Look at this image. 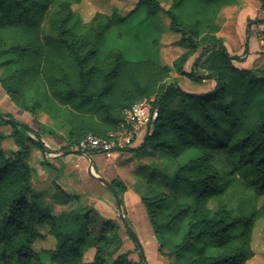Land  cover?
I'll list each match as a JSON object with an SVG mask.
<instances>
[{
	"label": "trees",
	"instance_id": "obj_1",
	"mask_svg": "<svg viewBox=\"0 0 264 264\" xmlns=\"http://www.w3.org/2000/svg\"><path fill=\"white\" fill-rule=\"evenodd\" d=\"M80 1L0 0L3 94L19 110H42L60 121L67 129L66 150L86 133L113 131L126 108L153 97L158 115L152 129L137 148L127 150L149 146L164 153L161 166L145 178L147 194H140L158 252L166 250L177 264H246L254 255L252 231L260 216L244 200L238 214L220 202L235 184L264 202V69L237 67L247 48L240 56L230 55L217 36L218 11L238 0H170L166 8L159 0H136L125 15L97 13L87 23L71 8ZM142 8L146 17L163 11L168 29L179 35L174 44L184 51L171 66L144 55L128 59L114 45L116 37L131 30L124 26L127 19ZM194 53L189 71H183ZM172 71L194 83L213 84L187 91L170 79ZM4 121L12 131L0 134V264H137L128 251H120L123 239L111 223L93 217L91 209L53 213L40 202L31 188L25 133L30 129ZM45 130L53 133L52 126ZM32 133L41 136L38 130ZM5 138L18 148L3 147ZM155 178L162 184L158 189L151 185ZM110 185L122 205L125 184L115 178ZM49 198L56 205L78 199L61 191ZM43 225L55 243L36 250L32 242ZM89 250L93 254L86 260Z\"/></svg>",
	"mask_w": 264,
	"mask_h": 264
},
{
	"label": "rangeland",
	"instance_id": "obj_2",
	"mask_svg": "<svg viewBox=\"0 0 264 264\" xmlns=\"http://www.w3.org/2000/svg\"><path fill=\"white\" fill-rule=\"evenodd\" d=\"M162 8H166L170 0H159ZM136 0H82L79 3L71 6L75 15L79 16L83 22H89L92 17L97 14H112L118 12L121 15L127 14L135 5ZM159 23L165 26L168 19L164 15L163 11L159 12ZM145 15V9L142 8L138 13L139 17ZM264 19V13L256 18L258 22ZM254 22V23H256ZM167 33V32H166ZM169 36L177 37L175 34L168 32ZM164 36L165 41L161 45V56L167 63L176 57L173 52V46L171 38ZM114 37L106 41V45L101 49L102 55L106 51L107 47L111 46V42ZM154 44H157L156 42ZM128 56V55H125ZM258 69H264L263 63H256L254 65ZM2 68H0V73ZM174 71L171 72L170 79H174L185 90H194L200 85H194L187 78L182 76H176ZM203 88L208 87L206 84L202 85ZM0 93L3 91L0 88ZM6 100L9 102L8 106ZM3 102L0 99V111L12 116L21 124H25L30 130H25L28 136L27 145L30 148L28 155V162L31 167V188L33 193H36L40 198V202L49 206L53 213H58L62 210L73 209L81 212L85 209H91V215L101 221H109L112 225L113 232L119 234L123 239V244L120 249L121 252H129V259L139 262V251L134 243L132 237H129L125 232L124 225L121 221L120 214H122L128 222L127 212L124 206L118 205L111 189H109L102 182L97 180L89 170L90 162L94 164V172L97 175H102L101 169L96 167L95 164L100 155L93 153L90 155V160L86 155L80 153L66 154L67 141L64 137L67 135V129H65L61 122L53 118L48 113L42 110H38L32 114L28 111L19 110L13 103L7 98ZM46 126H52L53 133H46ZM32 130H38L41 132L40 137H36ZM12 131V128L0 119V134L7 135ZM39 142L46 148L43 150ZM3 147H7V150L17 149L18 146L12 141L11 138H5L3 141ZM57 151V153H55ZM125 151V150H124ZM131 155L125 160L124 165H127L123 175L129 185L133 186L141 194L144 190L145 178L149 176L151 168L158 169L161 166L164 153L155 151L149 146H145L143 150H140V154L136 155V151H130ZM135 154V155H134ZM132 164H128V163ZM131 168V169H130ZM120 179L118 176L115 177ZM114 178V179H115ZM105 179V178H104ZM114 179H105L106 182L111 183ZM121 180V179H120ZM122 181V180H121ZM123 182V181H122ZM124 183V182H123ZM151 185L158 189L162 186L158 179H153ZM73 193L76 194L78 199L71 201L65 205H56L49 198L54 192ZM146 195L147 192H144ZM118 199L120 194H117ZM244 200L247 209H253L258 217L254 222L252 231L251 246L253 249V257L247 261L246 264H264V202L263 198L253 194L251 191L243 189L239 184H235L233 191L222 198L220 202L227 208H230L233 214H238L240 211V202ZM129 225V224H128ZM149 226L141 225L140 231V245L143 255L147 264H177L173 256H166L167 252H158V239L153 234L150 222ZM37 232L41 236L34 239L32 247L36 250L52 248L54 246V238L47 234V226L37 227ZM136 235L135 232H133ZM137 236V235H136ZM139 238V237H138ZM135 254L132 255L131 254ZM93 254V250H89L85 253L84 257L89 260ZM160 256H159V255Z\"/></svg>",
	"mask_w": 264,
	"mask_h": 264
},
{
	"label": "crops",
	"instance_id": "obj_3",
	"mask_svg": "<svg viewBox=\"0 0 264 264\" xmlns=\"http://www.w3.org/2000/svg\"><path fill=\"white\" fill-rule=\"evenodd\" d=\"M139 12L140 11L132 14L127 19L124 26H132V28L130 31L127 30L126 34H124L123 37H116L114 45L120 48L124 56L128 55L126 56L128 59H138V57L144 55L142 57L156 58L162 64L171 66L173 60L184 51V48L174 44V42L179 38V35L171 32L168 29V21L167 23H165V26H162L159 23V12L148 17H146L145 15L139 17ZM262 13H264V7H261V3L259 0H238L235 4L222 7L217 13L216 23L219 25L217 36L222 39L226 51L230 55L240 56L243 54L245 47L247 48V53L243 56L242 60L239 62H235V65L239 68H252L256 63H263L264 61V56L261 53L263 48H261L259 44L254 26V22H256L255 19L259 18ZM168 32L175 34L177 37H171L167 35ZM134 34H137L139 36L138 41L132 39V36H134ZM164 36H169L171 38L172 46L174 48L173 52L176 55L171 63H167L161 56V45L163 44V41H165L163 40ZM151 39L157 41V44L155 46L149 45L148 42ZM197 54L198 53H194L193 55L189 56V58L183 64V71H189L192 62ZM175 74L177 73L175 72ZM192 83L194 85H200L201 87L187 91H204L210 89L213 84L209 80H205L201 83ZM203 84H206L208 87L203 88ZM6 98V95L0 93V99L3 100V102L6 100ZM6 102L8 101L6 100ZM8 104L9 102L7 103V106ZM142 139L143 132L141 131L138 135L136 143L131 148H137ZM55 153H57V151H55ZM138 154H140V150L136 151V155ZM99 155L100 158H98V160L96 161L95 168H100L102 175L107 180L114 179L118 176L126 186V191L122 194V200L127 212L126 215L128 224L133 232L136 233L137 238L139 237L138 239H140L141 234L140 232H138L140 231L139 228L141 227V225L145 224L146 226H149V219L146 214V209L141 203V193L136 190V188L129 185L123 175L125 169L127 168V165H124L125 160L130 158L129 156L131 155V153L129 150H125L115 153L109 158H106L101 154ZM128 164L132 163L129 162ZM131 255L133 258V255L135 254L132 253Z\"/></svg>",
	"mask_w": 264,
	"mask_h": 264
},
{
	"label": "built area",
	"instance_id": "obj_4",
	"mask_svg": "<svg viewBox=\"0 0 264 264\" xmlns=\"http://www.w3.org/2000/svg\"><path fill=\"white\" fill-rule=\"evenodd\" d=\"M254 26L259 44L264 49V19L256 22ZM153 103V97L135 102L124 110L121 121L113 131L104 136L86 133L72 150L82 155L98 153L109 158L115 153L133 147L141 131L144 136L152 129L158 115L157 107Z\"/></svg>",
	"mask_w": 264,
	"mask_h": 264
},
{
	"label": "water",
	"instance_id": "obj_5",
	"mask_svg": "<svg viewBox=\"0 0 264 264\" xmlns=\"http://www.w3.org/2000/svg\"><path fill=\"white\" fill-rule=\"evenodd\" d=\"M0 119H1V120H6V121L11 122V123L19 124L18 121L14 120V119H7V118H5V117H4L3 115H1V114H0ZM39 143H40V142H39ZM40 145H42V144L40 143ZM65 153H66V154H69V153H78V152H77V151H74V150H70V151H66ZM86 157H88V159L90 160V155H86ZM89 170H90V173H91V174H92L97 180H99V181L102 182L104 185H106L109 189H111V191H112V193H113V195H114V197H115V199H116V201H117V203H118V196H117L116 192L114 191V189L112 188V186L110 185V183L106 182V180H105L102 176L97 175V174L94 172V164H93V162H90ZM120 218H121V221H122L123 225H124L125 227H127L128 231H129V233L131 234V237H132L134 243L136 244V246L138 247L140 253L143 254V252H142V248H141V245H140V242H139L137 236L134 235L133 230H132V229L130 228V226L128 225L127 220L125 219V217H124L122 214H120ZM144 264H147V263L144 262Z\"/></svg>",
	"mask_w": 264,
	"mask_h": 264
}]
</instances>
